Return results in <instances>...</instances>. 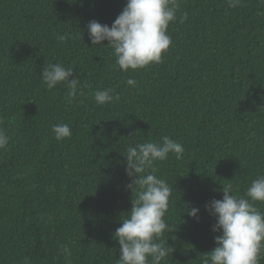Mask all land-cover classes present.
I'll return each instance as SVG.
<instances>
[{"label":"trees","instance_id":"trees-1","mask_svg":"<svg viewBox=\"0 0 264 264\" xmlns=\"http://www.w3.org/2000/svg\"><path fill=\"white\" fill-rule=\"evenodd\" d=\"M179 3L162 62L124 72L110 46H92L87 24L111 26L126 0H0V127L10 137L0 150V264H117L113 234L136 198L127 148L165 135L185 149L155 165L173 190L166 264H202L216 247L205 205L223 185L243 195L264 173V0ZM52 62L74 68L82 94L47 89L40 75ZM109 87L119 100L96 105L93 92ZM62 123L72 135L57 140ZM193 206L198 220L185 211Z\"/></svg>","mask_w":264,"mask_h":264},{"label":"clouds","instance_id":"clouds-1","mask_svg":"<svg viewBox=\"0 0 264 264\" xmlns=\"http://www.w3.org/2000/svg\"><path fill=\"white\" fill-rule=\"evenodd\" d=\"M227 3L235 8L240 0H227ZM179 7V0H126L111 26L96 19L88 22L89 40L92 46H110L115 64L124 72L161 63L163 53L172 44L168 26L177 19ZM186 19L187 13H184L181 22ZM56 38L64 43L70 37L66 33L57 34ZM73 70V67L52 62L42 68L40 79L49 90L59 84L66 85L68 95L75 98L78 93L82 94L83 86L79 78L73 77ZM136 83L132 78L126 81L130 86ZM92 95L96 105L100 106L119 100L115 89L110 87L95 90ZM52 131L57 140L72 135L66 123L53 125ZM9 141V135L0 127V150H5ZM184 151L180 142L167 135L160 141H145L127 148L125 171L131 182L126 188L135 191L136 198L113 234L120 246L117 264H166L169 253H173L168 240L162 239L164 233L170 231L165 216L173 190L166 179L156 174L155 165L168 159L169 154L179 160ZM222 192V199L213 198L205 205L209 215L215 217L211 230L220 234L214 237L216 247L205 252L202 264H259L264 257V211L256 206V202L264 204V173L251 181L243 195L231 184L223 185ZM185 211L199 219L198 207H187ZM62 251L70 255L66 246Z\"/></svg>","mask_w":264,"mask_h":264}]
</instances>
